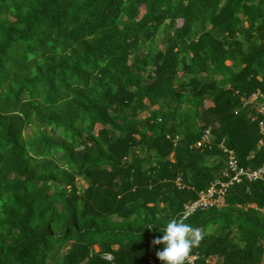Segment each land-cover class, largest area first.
Instances as JSON below:
<instances>
[{
	"label": "trees",
	"instance_id": "16d2710c",
	"mask_svg": "<svg viewBox=\"0 0 264 264\" xmlns=\"http://www.w3.org/2000/svg\"><path fill=\"white\" fill-rule=\"evenodd\" d=\"M257 90L264 0H0V264H163L230 151L264 167ZM224 190L189 258L264 264V174Z\"/></svg>",
	"mask_w": 264,
	"mask_h": 264
},
{
	"label": "clouds",
	"instance_id": "9594fccd",
	"mask_svg": "<svg viewBox=\"0 0 264 264\" xmlns=\"http://www.w3.org/2000/svg\"><path fill=\"white\" fill-rule=\"evenodd\" d=\"M249 97H247V98H249ZM249 107H255V106H249ZM261 119H262V116L258 113L257 127H258L259 134L263 137V139L260 142L264 144V134L261 133L259 130V120H261ZM196 147H199V146H197V144H196ZM230 157H233L237 161L233 151L229 152V158ZM237 165H238V167H241L244 169V167L239 165L238 161H237ZM259 169H262L263 174H264V167L259 168ZM259 169H256V170H259ZM256 170H249V171H256ZM232 174L233 173H231V175ZM262 179H260V180H262ZM228 180L224 181L223 183L228 182ZM243 181L248 182L249 180L243 178L240 182L234 183V184H240ZM250 181H254V180H250ZM234 184H232V185H234ZM232 185H230V186H232ZM209 189L210 188H208L205 192L200 191L198 193V198L194 202L188 203L184 206L183 216H179L178 218H174V219H171L170 221H168L166 227H164L162 229L163 236L162 237H156L152 241L153 246H156V245H163L164 246L162 250L156 252L157 258L160 261H162L163 264H185L186 260H188V262L190 264H193V260L195 258H193V257L189 258V254L193 250V248L201 242V240L203 239V236H202L201 230L199 228H194L191 225L185 223L184 218L191 215L197 209L206 210L207 208H210L214 205H220L223 202V196H224V193L226 191L224 189L222 190V193H218V194H215L214 196H212L209 200V203L203 206L201 204V202H202L201 201V197H202L201 195L203 193H206ZM196 203H198V204L196 205V207L194 208L193 211L187 210L188 207H190ZM257 211L264 213V208H261V209L258 208ZM149 229H152V228L150 227ZM149 258H152L153 261L155 262L153 257H149ZM106 259L110 260L111 257L106 256ZM148 259H147V261H148Z\"/></svg>",
	"mask_w": 264,
	"mask_h": 264
},
{
	"label": "built area",
	"instance_id": "2783aa9c",
	"mask_svg": "<svg viewBox=\"0 0 264 264\" xmlns=\"http://www.w3.org/2000/svg\"><path fill=\"white\" fill-rule=\"evenodd\" d=\"M244 105L255 106L258 109V113L262 116V119L259 120V130L261 133L264 134V95L262 93H260L259 91H257L254 94H252L249 98H247L246 101H244ZM207 133L208 132H206V134ZM206 134H205L203 140H201L200 142L197 143V146H200L204 142V140L208 138ZM227 173H229V174L233 173V174L229 178L228 182L220 183L221 188L219 190L216 188V185H219V183L217 182V183L213 184L206 193H203L201 195L202 196L201 197V201H202L201 204L203 206L209 203V200L212 196H214L215 194H218V193H222V190L225 187H228L234 183H238L243 178H245L249 181L261 178V176L263 175V170L262 169H259L256 171L245 170L241 167H238L237 161L233 157H230L229 161H228ZM227 173H226V176L228 175ZM197 204L198 203L188 207L187 210L193 211ZM148 264H156V263L153 261L152 258H149Z\"/></svg>",
	"mask_w": 264,
	"mask_h": 264
},
{
	"label": "crops",
	"instance_id": "0c3cea01",
	"mask_svg": "<svg viewBox=\"0 0 264 264\" xmlns=\"http://www.w3.org/2000/svg\"><path fill=\"white\" fill-rule=\"evenodd\" d=\"M193 258H196L195 256H193Z\"/></svg>",
	"mask_w": 264,
	"mask_h": 264
},
{
	"label": "rangeland",
	"instance_id": "374dc122",
	"mask_svg": "<svg viewBox=\"0 0 264 264\" xmlns=\"http://www.w3.org/2000/svg\"><path fill=\"white\" fill-rule=\"evenodd\" d=\"M27 132H30V130H28Z\"/></svg>",
	"mask_w": 264,
	"mask_h": 264
}]
</instances>
